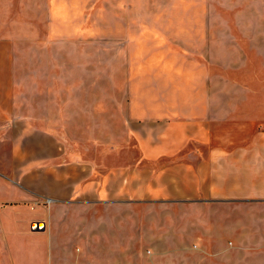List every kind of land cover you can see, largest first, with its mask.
<instances>
[{
  "label": "crops",
  "instance_id": "obj_1",
  "mask_svg": "<svg viewBox=\"0 0 264 264\" xmlns=\"http://www.w3.org/2000/svg\"><path fill=\"white\" fill-rule=\"evenodd\" d=\"M162 1L83 24L96 55L63 88L49 56L2 91L0 264H264V106L230 86L218 9L196 0L167 32ZM108 111L122 130L105 140Z\"/></svg>",
  "mask_w": 264,
  "mask_h": 264
},
{
  "label": "rangeland",
  "instance_id": "obj_2",
  "mask_svg": "<svg viewBox=\"0 0 264 264\" xmlns=\"http://www.w3.org/2000/svg\"><path fill=\"white\" fill-rule=\"evenodd\" d=\"M163 2L168 9H176V12L168 10V13L172 14V19L171 25L166 29L167 32L176 31L175 21L177 24L180 23L179 20L187 19L185 16H188L186 14L189 10L202 6L196 0H166L162 1V4ZM119 4H123V0H0V100L4 98L1 93L6 88L32 87L35 57L50 56L56 59L57 87L63 88L66 74L70 73V70L74 73L79 71L77 62L82 58L89 60L91 58L88 57L96 55L94 46L81 44L79 40L81 38L76 35L80 27L83 24L95 26L97 22L101 24L102 29L108 25L111 27L113 17L111 9ZM205 6L218 9L216 16L218 42L225 38V42L220 44L222 48L217 49L218 56H232V63L236 66H231L232 72H229L232 77L230 86L256 90L255 93L258 95H252L250 99H258V110H261L264 106V0H206ZM189 18L193 19L192 16ZM224 27L227 28L226 33ZM187 30L188 32L180 30L181 34H176H180L181 37H184L182 33L194 35L192 28ZM92 33L89 29L87 33L89 38L96 35ZM39 65L44 66L43 63ZM84 82H87L90 88L115 87L114 81L111 80L90 79ZM106 98L111 102V97ZM2 101L4 102V99ZM108 106L111 108L112 104ZM245 106L242 110L246 113L256 110L252 106L245 109ZM112 124V112L108 111L105 140L122 130L113 127ZM89 130L91 133L96 129ZM233 258L235 261L238 257ZM177 262L178 257L168 258V263Z\"/></svg>",
  "mask_w": 264,
  "mask_h": 264
},
{
  "label": "water",
  "instance_id": "obj_3",
  "mask_svg": "<svg viewBox=\"0 0 264 264\" xmlns=\"http://www.w3.org/2000/svg\"><path fill=\"white\" fill-rule=\"evenodd\" d=\"M38 225H40V223H38Z\"/></svg>",
  "mask_w": 264,
  "mask_h": 264
}]
</instances>
